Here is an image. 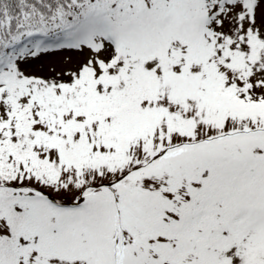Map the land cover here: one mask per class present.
Here are the masks:
<instances>
[{"label": "snow or ice", "instance_id": "6c2138e0", "mask_svg": "<svg viewBox=\"0 0 264 264\" xmlns=\"http://www.w3.org/2000/svg\"><path fill=\"white\" fill-rule=\"evenodd\" d=\"M0 264H264V0H0Z\"/></svg>", "mask_w": 264, "mask_h": 264}, {"label": "rangeland", "instance_id": "374dc122", "mask_svg": "<svg viewBox=\"0 0 264 264\" xmlns=\"http://www.w3.org/2000/svg\"><path fill=\"white\" fill-rule=\"evenodd\" d=\"M69 55H71V54H69V53H62V54H57V55H52V56L44 57L37 64H35V65H29L28 67H29L30 70L37 71V72H40L41 71V68L43 67V69L45 70L44 71V74H46V69H47V66L49 64H60Z\"/></svg>", "mask_w": 264, "mask_h": 264}]
</instances>
